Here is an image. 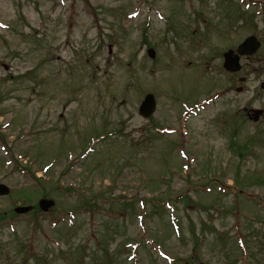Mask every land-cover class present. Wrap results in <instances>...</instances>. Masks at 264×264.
I'll list each match as a JSON object with an SVG mask.
<instances>
[{
	"label": "rangeland",
	"instance_id": "obj_1",
	"mask_svg": "<svg viewBox=\"0 0 264 264\" xmlns=\"http://www.w3.org/2000/svg\"><path fill=\"white\" fill-rule=\"evenodd\" d=\"M227 2L0 0V264H264V88L227 85Z\"/></svg>",
	"mask_w": 264,
	"mask_h": 264
},
{
	"label": "flooded vegetation",
	"instance_id": "obj_2",
	"mask_svg": "<svg viewBox=\"0 0 264 264\" xmlns=\"http://www.w3.org/2000/svg\"><path fill=\"white\" fill-rule=\"evenodd\" d=\"M247 3L232 4L226 10L225 50H230L232 54L238 55L239 68L233 72H227L229 76V85L237 83L234 86L236 90H243L244 81L247 72L253 74L264 73V1L245 0ZM248 36L259 41L260 45L256 51L251 54L241 53L239 45ZM246 114L248 112L246 111ZM263 116L261 114L260 118Z\"/></svg>",
	"mask_w": 264,
	"mask_h": 264
},
{
	"label": "water",
	"instance_id": "obj_3",
	"mask_svg": "<svg viewBox=\"0 0 264 264\" xmlns=\"http://www.w3.org/2000/svg\"><path fill=\"white\" fill-rule=\"evenodd\" d=\"M224 57H225L224 65L227 66L228 59H227L226 53L224 54ZM154 106H155V104H154L153 95L147 94L139 106V113L145 117L149 116L152 113ZM8 192H9V187L3 183H0V195H5ZM38 204L42 209L46 210L49 206H51L53 204V200L42 198L39 200ZM32 207H33L32 205L16 206L14 208V211L18 212V213L19 212H25V211L30 210Z\"/></svg>",
	"mask_w": 264,
	"mask_h": 264
},
{
	"label": "trees",
	"instance_id": "obj_4",
	"mask_svg": "<svg viewBox=\"0 0 264 264\" xmlns=\"http://www.w3.org/2000/svg\"><path fill=\"white\" fill-rule=\"evenodd\" d=\"M17 200H19V199H17ZM0 217H1V215H0Z\"/></svg>",
	"mask_w": 264,
	"mask_h": 264
}]
</instances>
